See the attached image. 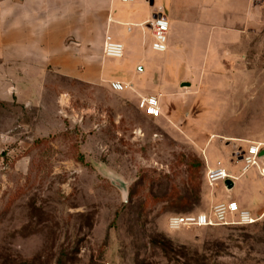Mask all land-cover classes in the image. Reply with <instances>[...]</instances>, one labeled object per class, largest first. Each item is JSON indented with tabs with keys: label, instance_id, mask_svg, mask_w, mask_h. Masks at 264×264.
<instances>
[{
	"label": "rangeland",
	"instance_id": "rangeland-1",
	"mask_svg": "<svg viewBox=\"0 0 264 264\" xmlns=\"http://www.w3.org/2000/svg\"><path fill=\"white\" fill-rule=\"evenodd\" d=\"M48 84L29 107L0 102V133L9 136L0 151V264H264V214L252 224L167 225L235 198L239 185L211 184L206 172L220 161L241 173L247 149L224 131L251 133L244 114L210 118L206 104L192 111L183 101L154 118L106 85ZM251 191L253 211L264 210L261 185Z\"/></svg>",
	"mask_w": 264,
	"mask_h": 264
},
{
	"label": "crops",
	"instance_id": "crops-1",
	"mask_svg": "<svg viewBox=\"0 0 264 264\" xmlns=\"http://www.w3.org/2000/svg\"><path fill=\"white\" fill-rule=\"evenodd\" d=\"M159 12L170 23L164 52L153 49L147 24ZM107 38L123 43L122 57L103 54ZM152 53L163 57L150 62ZM55 77L111 89L121 83L114 90L130 103L157 97L160 116L172 115L183 101L192 111L206 104L210 118L220 110L244 114L251 133L222 131L248 149L264 143V0H0V102L34 105ZM8 141L0 133V151ZM260 161L264 166V156ZM228 171L241 188L223 201L264 214L253 211L251 191L260 184L264 196V167Z\"/></svg>",
	"mask_w": 264,
	"mask_h": 264
},
{
	"label": "built area",
	"instance_id": "built-area-1",
	"mask_svg": "<svg viewBox=\"0 0 264 264\" xmlns=\"http://www.w3.org/2000/svg\"><path fill=\"white\" fill-rule=\"evenodd\" d=\"M124 2L132 0H121ZM154 31V41L152 47L155 51L164 52L168 46V31L170 23L163 12L157 13L148 23ZM103 54L107 57L118 58L124 54V45L121 42L107 38L103 46ZM114 89H122L121 83H112ZM138 107L148 116L158 117L161 115L160 102L155 96L141 98ZM264 143H253L240 156L242 162V173L247 172L252 167H258L259 160L264 156ZM264 172V171H262ZM263 174V173H262ZM264 176V174H263ZM207 181L214 184L228 179L236 180L238 177L226 170L221 162L206 172ZM264 194V187H263ZM259 217L247 209L242 208L236 201H222L215 204L209 213L172 215L167 220L168 228L176 230L184 225L211 226L233 225V224H252L258 221Z\"/></svg>",
	"mask_w": 264,
	"mask_h": 264
},
{
	"label": "water",
	"instance_id": "water-1",
	"mask_svg": "<svg viewBox=\"0 0 264 264\" xmlns=\"http://www.w3.org/2000/svg\"><path fill=\"white\" fill-rule=\"evenodd\" d=\"M262 154H264V151L262 152ZM225 183L228 186V188H231L233 186V181L231 179L226 180Z\"/></svg>",
	"mask_w": 264,
	"mask_h": 264
},
{
	"label": "trees",
	"instance_id": "trees-1",
	"mask_svg": "<svg viewBox=\"0 0 264 264\" xmlns=\"http://www.w3.org/2000/svg\"><path fill=\"white\" fill-rule=\"evenodd\" d=\"M184 215H186V214H184Z\"/></svg>",
	"mask_w": 264,
	"mask_h": 264
},
{
	"label": "bare ground",
	"instance_id": "bare-ground-1",
	"mask_svg": "<svg viewBox=\"0 0 264 264\" xmlns=\"http://www.w3.org/2000/svg\"><path fill=\"white\" fill-rule=\"evenodd\" d=\"M188 226V225H187Z\"/></svg>",
	"mask_w": 264,
	"mask_h": 264
}]
</instances>
